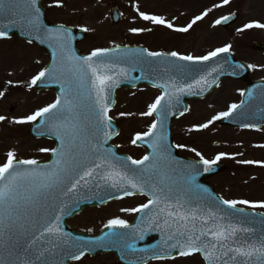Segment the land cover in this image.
<instances>
[{"label": "rangeland", "instance_id": "obj_1", "mask_svg": "<svg viewBox=\"0 0 264 264\" xmlns=\"http://www.w3.org/2000/svg\"><path fill=\"white\" fill-rule=\"evenodd\" d=\"M48 21L54 24L84 29L85 37L77 43L80 53L89 54L98 48H113L119 45L142 44L151 50L175 51L178 54L201 56L216 48L229 45L235 57L245 61L251 69V76L264 78V53L250 50L254 43H264V28H245L252 22L264 24V0H42ZM116 7L120 15L114 24L110 21V9ZM237 13V20L227 28H219L215 21ZM140 13L156 15L174 27L153 24L144 20ZM196 16L201 19L192 24L187 32L175 29L186 27ZM138 28L143 31L133 32ZM48 59L44 50L34 44L15 37L0 39V165L12 151L14 159L44 160L48 155L40 151L46 140L32 138L28 134L30 123L17 124L15 119L30 115L37 109L51 104L53 91L35 92L30 83ZM243 91L239 83L225 81L202 100L189 102V111L172 121V139L179 155L212 160L224 153L221 163L229 166L227 172L208 179L223 199L247 200L250 203L264 202V130L258 133L244 132L229 126H221L218 120L207 128L198 126L207 123L214 115L227 111L230 102L235 101L234 92ZM160 95L151 87L118 89L116 102L109 113L120 127L134 132L147 130L152 121L147 112L148 105ZM123 113V115H121ZM219 141L213 146L212 142ZM183 145V147H179ZM193 149L195 151H193ZM239 151V153L237 152ZM260 163L244 164L239 161ZM142 198L122 199L100 208H89L69 220L76 231L97 233L108 220L119 218L126 222L133 211L143 202ZM250 208V205L238 204ZM252 208V207H251ZM264 211V207H255ZM71 264H118L112 254L83 257ZM147 264H204L201 256L191 254L170 260H156Z\"/></svg>", "mask_w": 264, "mask_h": 264}, {"label": "snow or ice", "instance_id": "obj_2", "mask_svg": "<svg viewBox=\"0 0 264 264\" xmlns=\"http://www.w3.org/2000/svg\"><path fill=\"white\" fill-rule=\"evenodd\" d=\"M225 4L229 0H223ZM36 0H0V17L8 19L9 23H19L23 27H27L29 31L40 33L43 26L39 18V9L35 7ZM141 17L153 24L165 25L172 29L174 26L165 21L162 17L156 15H147L140 13ZM201 16L195 19L186 27L176 28L178 32H187ZM227 20L228 17H223ZM221 21H215L219 24ZM264 28V24L256 22L245 24V28L253 26ZM48 38L57 41V47L61 53L60 65L61 75L63 76L62 90L64 92L63 101L57 98L55 102L45 107L37 109L30 115H26L19 119H15L17 124L36 121L38 117H43L44 122H51L57 138L60 140V148L47 149L41 148L40 151H51L57 154V159L53 166H42L37 169H23L21 165H36V160H15L14 153H7V160L0 165V240L10 239L15 236L14 248H20L25 257L33 256L34 259L22 258L20 264H52L47 258V254H52L54 250H62L65 256L79 259L84 255L79 244L73 243L69 245L64 233L59 226L60 214L55 216L54 220L41 223L42 200L50 198L57 190L63 191L67 184L71 187L64 192H72L81 186L88 185L92 181H103L111 183L112 188L119 187L123 189L125 196L133 195L135 190L143 194H147L150 199L147 203L139 205L126 211L138 212L142 209H149V218L147 225L162 233V238L167 243L169 249H179L181 256L190 255L195 252H202L208 264H264V234L255 241L250 240L253 229L246 227L243 221L239 223H224L226 218H230L233 213L227 209H236L238 204L250 205L251 207H264V202L259 204L250 203L247 200H231L221 199L219 204L227 206V209L220 208L219 204H209L207 206L197 205L195 208L190 207L192 198L189 193L175 191L171 185L164 183L167 179L166 175H162L160 181L153 180L149 175V167L130 168L126 162H121L112 150L104 149L103 143L99 141V134L107 127L109 117L107 116L108 106L106 101L110 92L119 83L118 74H105L106 69L114 68V64H104L96 62L94 57L107 54L110 51L115 52L118 49L98 48L93 50L87 56H76L67 49L64 41L63 30L53 32L52 30H44ZM133 32L143 31V29L133 28ZM5 31H0V37L6 36ZM229 45L216 48L208 52L206 55H180L173 51L169 53L172 57H178L183 61H208L216 57L219 53L229 50ZM149 56L159 57L160 52H149ZM55 63V61H54ZM183 71V68L181 69ZM57 69L54 67L49 70H41L31 80V84H36L46 72H49L50 78L59 79L56 74ZM215 71V69H212ZM124 70H120L123 74ZM90 73V76H89ZM87 96L90 99L95 96L92 117L85 115L81 119V113L77 111L80 105L77 101L82 100L84 96V88L86 84ZM206 77L202 76L190 84L179 85L175 80L171 83L163 85L164 92L157 96L153 103L148 105L147 112L142 115L151 116L158 111L161 116L166 114V107L162 102L171 104L172 93L169 88L175 89L176 92L185 90L191 91L195 86L207 84ZM203 90V88H201ZM4 93L0 92V96ZM99 108V112L95 108ZM238 105L232 104L227 111L214 115L207 123L201 124L199 128H207L215 120L221 117H228L233 109ZM123 115V113H121ZM5 119L0 116V121ZM163 125V119L159 121ZM158 121L153 120L144 133H137L132 143L143 137L153 136V142L150 147L153 149L155 156L163 157L166 148L161 144L162 136L155 133ZM248 127V125H245ZM109 133L104 132L103 136L106 140ZM183 147V145H179ZM193 151H195L193 149ZM203 163L204 171H210V166L221 159L224 153L218 154L214 159H205L199 152ZM132 165H144L149 160V156L145 155L140 160H133ZM115 161V162H114ZM244 164L260 163L254 161H239ZM91 167H87V165ZM25 182L27 186H25ZM99 187V184L95 185ZM131 189V190H129ZM174 201V202H173ZM64 211L63 208L60 209ZM243 212V209H239ZM198 222H200L198 224ZM108 227L119 226L126 228L127 222L123 219L114 218L107 222ZM35 228L39 232L36 236L32 229ZM42 228V231L40 229ZM145 229H140L143 232ZM48 234L52 239L46 240V244L38 245L37 241ZM211 237V239H209ZM141 238H143L141 236ZM76 251H72L71 249ZM79 252V255H76ZM159 258V257H157ZM63 264V261H60Z\"/></svg>", "mask_w": 264, "mask_h": 264}, {"label": "water", "instance_id": "obj_3", "mask_svg": "<svg viewBox=\"0 0 264 264\" xmlns=\"http://www.w3.org/2000/svg\"><path fill=\"white\" fill-rule=\"evenodd\" d=\"M41 0H36L35 7L39 9V18L44 30H52L57 32L63 30L64 41L67 45V49H70L76 56L81 55L76 47V42L81 41L84 38V30L74 31L72 27L64 26L62 24L56 25L48 22L45 16V10L40 4ZM111 20L117 21L119 14L116 12L115 7L111 10ZM227 20L221 18L219 26L227 27L232 22L237 20V15L231 13ZM42 30L40 33L29 31L27 27L21 26L19 23L11 24L8 19L0 17V31H5L6 36L0 38H7L15 35L17 38H22L27 42L34 43L38 48H43L45 54L48 56V63L42 70H49V72L55 67L57 69L56 76L59 79L50 78L49 72H46L45 77H42L36 84H33L32 88L36 91L41 89H53L56 93V99H64V92L62 90L63 76L61 75L60 56L61 53L57 47V41L52 38H48L46 32ZM112 49H118L115 52L110 51L107 54H103L98 57H94L96 62H103L104 64H114V68L106 69L105 74L113 75L117 73L119 83L110 92L108 100L106 101L108 106L107 116L110 109L115 104V92L119 87L122 88H134L138 84H149L151 86L161 88L162 93L166 83H171L175 80L179 85L190 84L200 77H206L208 83L201 86H195L191 91L176 92L175 89L169 88V92L172 93L171 104L168 105L162 102L166 107V114L161 116L159 114V108L157 112H154L156 121H158L156 134L162 136L161 144L166 148V153L163 157L155 156L150 144L153 142V136L143 137L141 140H137L138 145H143L147 148V156L149 160L145 161L144 165H132L131 160L127 156L117 154L115 149L109 144V140L117 135V126L114 120L109 118L107 127L103 128V131L99 134V141L103 143L104 149H111L116 157L121 162H126L130 168H144L155 165V167H149V175H152L153 180L160 181L162 175H166L164 183L171 185L175 191L187 192L192 198L190 207L195 208L197 205L207 206L209 204H219L222 199L219 194L214 191V188L208 182L204 180L218 172L227 170V167L221 163L216 162L210 166V171H204V165L201 161L192 160L187 157H179L177 150L172 144V132L170 129L172 119L175 116H180L188 109L187 100L192 97L203 98L209 93L215 85L224 76L231 78L245 79L248 77V68L240 61L234 60L233 56L229 52L219 53L216 57L211 58L208 61H183L178 57H172L169 54L162 53L159 57L149 56L144 47L140 45L136 46H118ZM252 49L264 50V45L254 44ZM111 50V49H110ZM55 61V63H54ZM183 68V71L181 70ZM123 69V74H120V70ZM215 69V71H212ZM90 76V73H89ZM90 85H85L84 96L82 100L77 101L80 107L77 111L81 113V119L84 116L92 117V111L94 107L95 96L90 99L87 96V88ZM203 88V90H201ZM242 100L236 109H233L228 117H221L220 124H228L231 126H238L242 128L248 127L258 128L264 125V81H256L249 84L243 92ZM55 99V101H56ZM96 112H99V108H95ZM109 117V116H108ZM94 118V117H92ZM163 119V125L159 124V121ZM109 133L107 139H104L103 133ZM29 134L37 138H51L55 140V148L59 150L60 140L57 138L54 130L51 127V122H44L43 117H38L36 121L32 122L29 129ZM218 142L215 141L214 145ZM50 160L45 163L37 162L36 165H21L23 169H37L40 170L42 166H53L57 159V154L50 153ZM115 162V161H114ZM15 163V161H14ZM91 167V165H87ZM99 184V187L95 185ZM25 186L27 183L25 182ZM71 187V184H67L63 188V191L57 190L50 198L42 200L41 208V223L54 220L57 214H60L59 226L64 233L68 236L66 239L69 245L76 243L81 246V250L84 254L96 255L102 252H114L116 260L121 264H141L150 259L174 257L179 254V249H169L167 243L162 238V233L149 228L147 221L149 218V209H142L138 211L135 221L128 225L126 228L119 226L108 227L105 226L101 232L97 235H86L82 232L78 233L67 226V219L78 214L85 207L100 206L112 199H119L124 195L123 189L112 188L111 183L107 184L103 181H92L88 185H84L83 181L81 186L72 192H67V189ZM131 190V189H129ZM133 193H140L135 190H131ZM147 195V194H146ZM150 198V197H149ZM174 202V201H173ZM220 208L227 209V206L219 204ZM64 211L61 212L60 209ZM238 208L227 209L228 212L233 213L230 218H226L224 223H228L229 220L232 223L244 222L246 227L253 229L250 235V240L255 241L258 237L264 234V213H260L254 210L243 209L240 212ZM200 222H198L199 224ZM140 229H145L143 232ZM42 231V228L40 229ZM32 232L39 236V232L35 228ZM141 236L143 238H141ZM153 237H156L153 239ZM15 236L10 239L0 240V264H20L22 258L34 259L33 256L25 257L20 248H14ZM52 239L48 234L37 241L38 245L46 244V240ZM211 239V237H209ZM72 251H76L74 248ZM205 264L208 261L202 252ZM79 255V252H76ZM46 258L52 262V264H69L72 260L70 256H65L60 249L54 250L52 254L46 253ZM81 258V256H80Z\"/></svg>", "mask_w": 264, "mask_h": 264}, {"label": "flooded vegetation", "instance_id": "obj_4", "mask_svg": "<svg viewBox=\"0 0 264 264\" xmlns=\"http://www.w3.org/2000/svg\"><path fill=\"white\" fill-rule=\"evenodd\" d=\"M203 55H206V54H203ZM256 78H258V77H255V79H253L252 76L250 75L249 79H247L246 81L236 80V79L231 80V79H228V78H224L223 80H225V81L228 80V81H231V82L239 83L240 86H242V88H244L245 85L248 83L249 80L250 81L256 80ZM223 80L220 82L221 84H222ZM240 91L241 90H238V88H237V90L234 92V94L236 95L235 98L238 97L241 94V93H239ZM192 101H190V102H192ZM236 102L237 101L230 102V104L232 105V104H235ZM261 130H264V127L263 128H259L258 130L247 129V130H242V131H244V132L249 131V132H252L253 133V132H258V131H261ZM118 131H119L118 132V135L116 137H114L110 141L112 143V145L115 146L116 151L118 153L120 152V153H123V154H127L133 160H139V159H141V157H143L147 151H146V149L143 146L138 147L136 145V143L133 144L132 143V140L135 138V136H136L137 133H141L142 134V133L146 132L147 130H141L140 129V131L134 132V131H132L130 129H126V128L119 127ZM46 141H47L46 143H47L48 146H46L44 148H47V149L54 148L55 144L51 140H46ZM49 152L50 151L44 152V154H46L48 156L45 157L44 160H42L43 162L49 159ZM237 152L239 153V151H237ZM132 198H142V199H144L143 202H141V203L138 204V206L141 205V204H143V203H145L147 201V198L145 196L142 197V196H138V195H133L132 197H127V198H124V199H132ZM135 213L136 212H133V214L131 215L132 216L131 219L129 221H127V222H132L133 221V219L135 217L134 216ZM87 257H89V256H87Z\"/></svg>", "mask_w": 264, "mask_h": 264}]
</instances>
